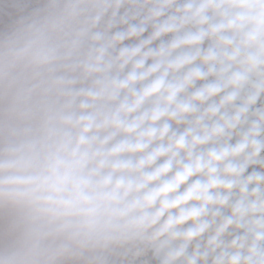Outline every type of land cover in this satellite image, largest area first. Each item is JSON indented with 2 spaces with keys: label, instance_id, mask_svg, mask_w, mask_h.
Masks as SVG:
<instances>
[{
  "label": "clouds",
  "instance_id": "obj_1",
  "mask_svg": "<svg viewBox=\"0 0 264 264\" xmlns=\"http://www.w3.org/2000/svg\"><path fill=\"white\" fill-rule=\"evenodd\" d=\"M42 3L0 28V264H264V0Z\"/></svg>",
  "mask_w": 264,
  "mask_h": 264
},
{
  "label": "rangeland",
  "instance_id": "obj_2",
  "mask_svg": "<svg viewBox=\"0 0 264 264\" xmlns=\"http://www.w3.org/2000/svg\"><path fill=\"white\" fill-rule=\"evenodd\" d=\"M28 5L33 6L34 0H20V2L16 4L5 3L4 5L0 6L3 9L2 15L5 18V24L9 25L18 20L21 16H23L24 11L27 12L26 15L30 14L31 7H28ZM261 155L264 156V153Z\"/></svg>",
  "mask_w": 264,
  "mask_h": 264
},
{
  "label": "trees",
  "instance_id": "obj_3",
  "mask_svg": "<svg viewBox=\"0 0 264 264\" xmlns=\"http://www.w3.org/2000/svg\"><path fill=\"white\" fill-rule=\"evenodd\" d=\"M151 32V28H149V30L147 32L144 33V37H147ZM137 41L135 39L130 40L129 44H135ZM157 45L156 41L153 44V47H155ZM262 103H264V99L261 100ZM253 170L256 171H261L262 169L259 167V165H253L248 169V172H252ZM150 255V254H149ZM144 259V258H141ZM137 264H139V261L137 262ZM153 264H155V262H153Z\"/></svg>",
  "mask_w": 264,
  "mask_h": 264
},
{
  "label": "built area",
  "instance_id": "obj_4",
  "mask_svg": "<svg viewBox=\"0 0 264 264\" xmlns=\"http://www.w3.org/2000/svg\"><path fill=\"white\" fill-rule=\"evenodd\" d=\"M41 7H43L42 0H39V2H38V0H35L34 5H33L32 8L30 9V13H31L33 10H35L36 8H41ZM115 30H117V29H114L113 31H115ZM170 38H171V34H169V35H167V36H165V37H162L161 39H163V40H168V39H170ZM129 42H130V40L125 41L124 43H125V44H129ZM156 43H157V45H158V44L160 43V40H157Z\"/></svg>",
  "mask_w": 264,
  "mask_h": 264
},
{
  "label": "crops",
  "instance_id": "obj_5",
  "mask_svg": "<svg viewBox=\"0 0 264 264\" xmlns=\"http://www.w3.org/2000/svg\"><path fill=\"white\" fill-rule=\"evenodd\" d=\"M34 3H35V0H34ZM28 7H31L32 8V6L31 5H28ZM27 7V8H28ZM30 8V9H31ZM28 11V10H27ZM26 14H27V12L26 11H24V13H23V16H26ZM0 21H2V22H0V28H5V26H6V24H5V18H4V16L2 15V12H0ZM262 102L260 101V102H258V105L257 106H259V104H261Z\"/></svg>",
  "mask_w": 264,
  "mask_h": 264
}]
</instances>
